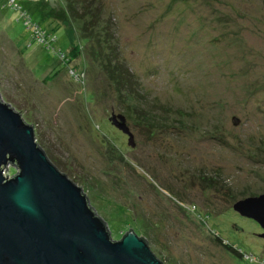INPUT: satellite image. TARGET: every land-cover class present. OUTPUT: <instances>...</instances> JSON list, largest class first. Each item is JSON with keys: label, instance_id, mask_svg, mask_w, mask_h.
<instances>
[{"label": "rangeland", "instance_id": "rangeland-1", "mask_svg": "<svg viewBox=\"0 0 264 264\" xmlns=\"http://www.w3.org/2000/svg\"><path fill=\"white\" fill-rule=\"evenodd\" d=\"M0 93L112 239L132 228L164 264H264L233 209L264 192V0H0Z\"/></svg>", "mask_w": 264, "mask_h": 264}, {"label": "water", "instance_id": "water-1", "mask_svg": "<svg viewBox=\"0 0 264 264\" xmlns=\"http://www.w3.org/2000/svg\"><path fill=\"white\" fill-rule=\"evenodd\" d=\"M46 1L58 9V0ZM110 120L134 146L125 116ZM8 164L13 175L5 173ZM233 209L264 228V194ZM142 237L130 228L112 239L81 187L48 159L34 126L0 93V264H164Z\"/></svg>", "mask_w": 264, "mask_h": 264}, {"label": "trees", "instance_id": "trees-1", "mask_svg": "<svg viewBox=\"0 0 264 264\" xmlns=\"http://www.w3.org/2000/svg\"><path fill=\"white\" fill-rule=\"evenodd\" d=\"M70 54H71L72 57H77V55L79 54V49H78V47H73V48L71 49ZM37 142H38V141H37ZM38 144H39V146H40V147L45 151V153H46V150L44 149V147H43L39 142H38ZM46 155H47L48 159H49L54 165H56V164L54 163V160H53L52 158H50V157L48 156L47 153H46ZM141 237H142V236H141ZM142 238H144V237H142ZM144 239H145V238H144ZM223 245H224L225 248H227V249L230 250L231 252H233V253H235V254L241 256V253L238 252V251H237L236 249H234L233 247H231V246H229V245H227V244H225V243H223Z\"/></svg>", "mask_w": 264, "mask_h": 264}, {"label": "flooded vegetation", "instance_id": "flooded-vegetation-1", "mask_svg": "<svg viewBox=\"0 0 264 264\" xmlns=\"http://www.w3.org/2000/svg\"><path fill=\"white\" fill-rule=\"evenodd\" d=\"M260 194H264V192L263 193H260ZM259 195V194H258ZM253 220V219H252ZM256 222V221H255ZM257 223V222H256ZM258 224V226L260 227V236L264 233V228L259 224V223H257ZM261 238H263L264 239V237H262L261 236Z\"/></svg>", "mask_w": 264, "mask_h": 264}]
</instances>
